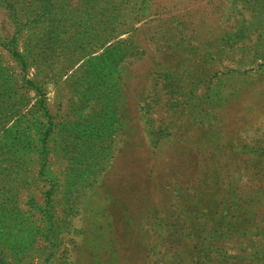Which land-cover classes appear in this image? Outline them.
Masks as SVG:
<instances>
[{
    "label": "rangeland",
    "instance_id": "rangeland-1",
    "mask_svg": "<svg viewBox=\"0 0 264 264\" xmlns=\"http://www.w3.org/2000/svg\"><path fill=\"white\" fill-rule=\"evenodd\" d=\"M0 264H264V0H0Z\"/></svg>",
    "mask_w": 264,
    "mask_h": 264
}]
</instances>
